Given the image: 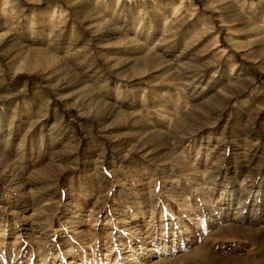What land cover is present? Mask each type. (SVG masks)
I'll return each instance as SVG.
<instances>
[{"label":"rangeland","instance_id":"374dc122","mask_svg":"<svg viewBox=\"0 0 264 264\" xmlns=\"http://www.w3.org/2000/svg\"><path fill=\"white\" fill-rule=\"evenodd\" d=\"M0 264H264V0H0Z\"/></svg>","mask_w":264,"mask_h":264}]
</instances>
